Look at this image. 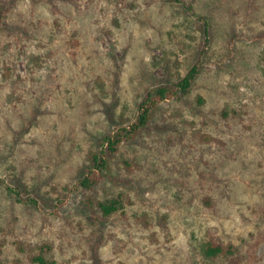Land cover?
Wrapping results in <instances>:
<instances>
[{
	"label": "rangeland",
	"instance_id": "rangeland-1",
	"mask_svg": "<svg viewBox=\"0 0 264 264\" xmlns=\"http://www.w3.org/2000/svg\"><path fill=\"white\" fill-rule=\"evenodd\" d=\"M0 264H264V0H0Z\"/></svg>",
	"mask_w": 264,
	"mask_h": 264
},
{
	"label": "trees",
	"instance_id": "trees-1",
	"mask_svg": "<svg viewBox=\"0 0 264 264\" xmlns=\"http://www.w3.org/2000/svg\"><path fill=\"white\" fill-rule=\"evenodd\" d=\"M194 76H195V69H192L190 71V73L188 74V76L186 78H184L182 84H181V89L183 92H186L189 87H190V84H191V81L194 79ZM148 114V109L147 107L144 108L143 112H142V116H141V122L139 123V125L135 128V130H133V132L131 133H128L126 137H132L134 133H136L139 128L141 127H144L147 122H148V118L149 116L147 115ZM123 138V136H122ZM122 139L121 137L119 136V138H113L110 142V148L112 146H116L121 143ZM103 164H100V166H102ZM98 166V167H100ZM205 254L209 257H218V256H221L223 254V250H222V247H219V246H215L214 244H209L207 246H205Z\"/></svg>",
	"mask_w": 264,
	"mask_h": 264
}]
</instances>
